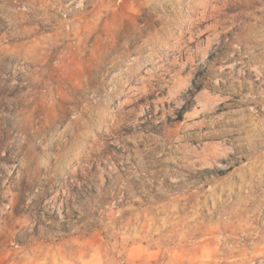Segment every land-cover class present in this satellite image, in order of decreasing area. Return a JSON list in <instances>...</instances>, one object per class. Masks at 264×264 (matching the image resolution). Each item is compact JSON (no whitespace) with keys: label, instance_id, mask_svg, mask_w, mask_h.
<instances>
[{"label":"rangeland","instance_id":"1","mask_svg":"<svg viewBox=\"0 0 264 264\" xmlns=\"http://www.w3.org/2000/svg\"><path fill=\"white\" fill-rule=\"evenodd\" d=\"M146 2L0 0V264H264V58L224 43L259 0H180L173 54L124 63L104 136L59 166L79 139L63 143L66 106L130 59ZM49 205L76 218L25 234Z\"/></svg>","mask_w":264,"mask_h":264},{"label":"clouds","instance_id":"2","mask_svg":"<svg viewBox=\"0 0 264 264\" xmlns=\"http://www.w3.org/2000/svg\"><path fill=\"white\" fill-rule=\"evenodd\" d=\"M259 5L252 12L245 11L239 13L240 18L237 24L234 25L235 31H232L230 37L225 38V45L238 53L241 58L249 56L251 50H255L258 56L264 58V0H259ZM180 9V0H163V2L162 0H147L145 4V15L154 17L153 22L141 26L144 28V32H141L139 29H130L121 36L123 46L120 54L124 55L127 53L130 59L126 57L121 61V70L119 71L114 70L111 64H108L107 67L100 68L94 74L95 84L98 85L96 91L92 95L82 93L83 99L77 98L74 101V106L73 104L66 106V112L61 121L63 130L67 133V138L63 142L64 145L68 144L69 139L74 134H78L79 136L78 140L72 139L70 153L64 155L59 164L67 173L71 172L77 152L84 147L87 141H95L97 136H104L107 125V119L105 118L107 113L104 110L108 109L110 111L113 108L119 107V97L123 93V88L120 85L124 83L121 72L127 71V69L122 67L123 64L127 63L130 65L139 60L141 65L147 66L152 63V57H155L156 60L166 61L173 54L172 50L166 46L168 39L166 29L169 26V18L179 20ZM157 20L160 21L159 33H154L153 36L148 38L150 43H142L144 34L152 28L158 27L156 24ZM228 31H231V29ZM153 48L154 51H152ZM141 49H147L148 54L144 55ZM133 52L137 54L132 55ZM118 77L121 78L117 79ZM13 82L15 83V81ZM101 113L104 114L102 121L97 120V117ZM61 124H58L57 128H60ZM77 130H79L78 133ZM52 136L58 138L55 133ZM53 162L55 163L54 160ZM55 211L56 209L53 205L44 207L43 212L40 206H33V208L28 209L29 215L26 218L28 223L22 224L24 233L35 235L34 229H38L43 234L44 229L70 226L76 218V212L73 211L72 213L65 214L68 217L67 221H64L63 218L57 219Z\"/></svg>","mask_w":264,"mask_h":264},{"label":"bare ground","instance_id":"3","mask_svg":"<svg viewBox=\"0 0 264 264\" xmlns=\"http://www.w3.org/2000/svg\"><path fill=\"white\" fill-rule=\"evenodd\" d=\"M214 150H215V149H214ZM214 150H213V151H214ZM204 151H206V150H204ZM207 152H208V151H207ZM216 152H217V151H216ZM195 153H196V152H195ZM212 153H213V152H212ZM218 153H219V152H218ZM211 155H212V154H211ZM214 155H215V154H214ZM216 157H217V156H216ZM213 159H214V158H213ZM206 160H207V159H206ZM207 161H208V160H207ZM209 163H210V162H209Z\"/></svg>","mask_w":264,"mask_h":264}]
</instances>
